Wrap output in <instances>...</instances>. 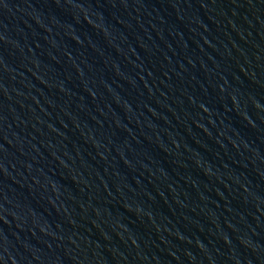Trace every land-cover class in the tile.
I'll return each mask as SVG.
<instances>
[{"label":"water","instance_id":"obj_1","mask_svg":"<svg viewBox=\"0 0 264 264\" xmlns=\"http://www.w3.org/2000/svg\"><path fill=\"white\" fill-rule=\"evenodd\" d=\"M138 264H264V0H190Z\"/></svg>","mask_w":264,"mask_h":264}]
</instances>
